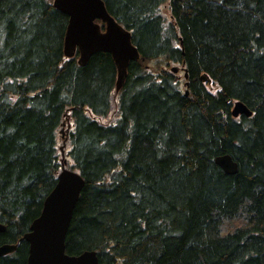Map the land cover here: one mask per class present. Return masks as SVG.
Here are the masks:
<instances>
[{
  "label": "trees",
  "instance_id": "1",
  "mask_svg": "<svg viewBox=\"0 0 264 264\" xmlns=\"http://www.w3.org/2000/svg\"><path fill=\"white\" fill-rule=\"evenodd\" d=\"M103 1L140 54L117 93L109 53L83 66L77 52L64 56L68 17L51 0H0V244L39 215L68 118L64 150L85 181L68 254L264 264V0ZM161 58L183 65L184 89L148 64ZM236 100L252 115L232 116ZM114 106L115 120H103ZM222 154L235 174L215 164ZM27 256L21 239L0 264Z\"/></svg>",
  "mask_w": 264,
  "mask_h": 264
},
{
  "label": "water",
  "instance_id": "2",
  "mask_svg": "<svg viewBox=\"0 0 264 264\" xmlns=\"http://www.w3.org/2000/svg\"><path fill=\"white\" fill-rule=\"evenodd\" d=\"M51 3L68 17L63 41L64 56L70 58L77 52V62L83 66L92 55L109 53L116 65L115 92H118L123 86L130 62L138 60L140 56L130 31L108 12L103 0H52ZM97 21L103 24V30L102 24ZM172 71L176 72L177 69L174 67ZM251 114V110L241 101L233 104L232 116ZM214 162L227 174L238 171V164L229 154L216 156ZM64 163L65 160H62L57 181L44 199L39 215L19 239L28 244L26 264H104L99 262L94 250L79 254L65 251L66 234L85 181L80 173L65 168ZM4 230L5 225L0 222V232ZM16 248L17 243H2L0 256Z\"/></svg>",
  "mask_w": 264,
  "mask_h": 264
},
{
  "label": "rangeland",
  "instance_id": "3",
  "mask_svg": "<svg viewBox=\"0 0 264 264\" xmlns=\"http://www.w3.org/2000/svg\"><path fill=\"white\" fill-rule=\"evenodd\" d=\"M51 1H52V0H51ZM164 10L167 12L166 9H164ZM148 64H149L150 66H152L155 70L162 69V70H165V71H170L172 67H177V68L181 67V65H180L179 63H176V62H174V61H172V60H163L162 58H161L159 61L151 60ZM176 75H177V76H176V79L179 81V83H180V87H181L182 89H184L185 86H186V83H184V81L181 80V78H183L181 69L176 73ZM206 86H207V88H208L209 90H211V91H214V90H215V88H214L213 86L209 85V84H207ZM110 111H111V112H110V114L108 115V117H107V118H103V120H107V119H111V120H113V121L115 120V118H116L115 106L112 107ZM67 120H68V118L66 119V121H67ZM66 121H63V122L66 124ZM65 124H64V126H61V127L58 129L57 147L62 145V141H63V139H62L61 136H63V134H62L63 132H61V130H64V134H65V131H66V127H65L66 125H65ZM65 148L67 149L68 146H66ZM66 149L64 150V154H65V157H66V159H67V165H66V166H67V167H70V165H71V158H70L69 155L67 154ZM59 151H60V150H59ZM59 157H60V158L62 157V155H61V151H60V155H59Z\"/></svg>",
  "mask_w": 264,
  "mask_h": 264
},
{
  "label": "bare ground",
  "instance_id": "4",
  "mask_svg": "<svg viewBox=\"0 0 264 264\" xmlns=\"http://www.w3.org/2000/svg\"><path fill=\"white\" fill-rule=\"evenodd\" d=\"M236 101H240V100H236ZM236 101H235V102H236ZM235 102H234V103H235ZM241 102H242V101H241ZM234 103H233V104H234ZM242 103H243V102H242ZM233 104H232V108H233ZM243 104H244V103H243ZM251 112H252V111H251ZM251 115H252V114H251Z\"/></svg>",
  "mask_w": 264,
  "mask_h": 264
}]
</instances>
